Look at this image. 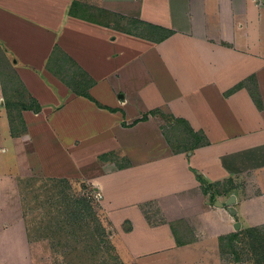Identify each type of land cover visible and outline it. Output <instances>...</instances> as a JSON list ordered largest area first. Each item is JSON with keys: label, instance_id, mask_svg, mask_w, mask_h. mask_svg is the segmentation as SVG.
I'll return each mask as SVG.
<instances>
[{"label": "crops", "instance_id": "1", "mask_svg": "<svg viewBox=\"0 0 264 264\" xmlns=\"http://www.w3.org/2000/svg\"><path fill=\"white\" fill-rule=\"evenodd\" d=\"M73 6L70 0H2L0 27L5 37L1 40L8 42L22 64L14 68L18 81L44 111L53 110L49 99L54 94L42 74L63 96L61 113L52 114L53 118L69 108L75 120L95 117L99 135L118 139L115 130L121 133L122 155L132 168L105 170L101 180L123 173V183L133 186V199L123 205L125 214H136L128 216L131 233L123 238L133 258L131 264H137L139 257L167 255L191 246L190 240L181 237L186 245L177 244L171 223L151 225L137 213L139 205L153 201L152 192L161 203V197H156L159 186L142 183L138 187L129 181L137 167L143 169L135 178L157 175V170L171 172L162 186L170 187L169 196L190 187L201 190L197 171L208 184L219 183V187L231 179L235 193L238 177L245 174L249 190L259 191V196L248 201L264 199V0H101L98 8L88 7L104 18L119 15L164 31L157 36L155 31L144 33L145 37L122 28L116 32L111 21L84 19ZM165 32L171 34L159 39ZM55 50L58 55L54 57ZM52 63L61 79L62 75L78 77L75 68L82 71L88 89L73 91L51 73ZM251 78L262 100L260 109L246 88L226 97L234 86ZM86 111L92 117H86ZM168 119L185 121L195 133L204 134L208 145L189 156L175 152L164 135L163 127L172 125L166 124ZM161 160L164 168L156 169L155 162ZM221 197L216 195V203L223 204ZM216 203V210L209 202L205 208L197 207L195 216L185 222L208 225L207 215L214 214L223 221L230 217L233 223L234 215Z\"/></svg>", "mask_w": 264, "mask_h": 264}, {"label": "rangeland", "instance_id": "2", "mask_svg": "<svg viewBox=\"0 0 264 264\" xmlns=\"http://www.w3.org/2000/svg\"><path fill=\"white\" fill-rule=\"evenodd\" d=\"M70 1H74L73 7L79 5L80 9L77 10L80 13L83 10L88 12L85 17L91 19L94 16L102 23L111 21L116 32L127 28L135 35L143 31L150 33L146 32L150 30L148 27L136 30L131 18L119 15L97 17L99 15L89 8H98L101 0ZM2 31L0 27V264H131L133 258L123 238L131 233L128 216L136 214H125L123 205L130 204L129 199H133V186L123 183L122 178L125 177L122 172L108 181L101 180L105 170L107 173L111 169L132 168L129 160L122 155L124 151L119 142L121 133L115 130L119 140L112 135H99L96 132L97 120L90 118L92 112L88 111L85 113L90 118L88 121L75 120L69 108L59 118H53L52 114L61 113L64 98L42 74L41 79L54 94L49 99L53 110L44 111V107L18 81L14 68L22 64L14 56L8 42L1 40L5 37ZM154 35L159 34L155 32ZM53 55H58L56 50ZM55 65L50 64L51 73L73 91L79 93L88 89L89 84L82 71L75 68L78 77L74 75L70 79L62 75L61 79ZM245 88L251 97V92L256 93L262 107L258 88L254 87L252 79L234 86L231 91L235 90L226 93V97ZM38 106L40 110H36ZM79 113L82 116V112ZM167 123L172 125L163 127L164 135L172 150L187 149L182 153L189 156L194 151L189 149L199 140L190 137L187 127L174 120L168 119ZM78 124L80 127L75 126ZM164 160L155 162L156 169L164 168ZM134 161L137 163L140 160L137 158ZM140 169L143 167L132 171L129 175L132 180L129 181L138 187L143 186L142 183L159 186L157 193L160 194L156 197H161L158 200L161 203L154 200L155 194L152 192L153 201L139 205L137 213L143 215L151 225L171 223L177 238L190 240L191 246L168 252L167 255L139 257L137 264H255L246 261L249 256L243 239L237 243L238 249L247 253L241 262H235L234 256L220 249L221 238L227 239L233 233L264 227V199L254 203L248 201L253 196H259L258 190H249L248 176L244 174L238 177L236 193L231 192L229 197L223 193L220 195L225 209L229 211L230 206H226V203L232 195L237 194V204L233 208H236L239 218L234 216L232 223L230 217L223 221L212 214L207 215L210 224L196 223L191 227L184 219L194 217L197 207L205 208L209 202V206L216 210L214 204L217 198L211 200L212 192L205 187L201 190L190 187L187 192L178 191L176 195L169 196L172 191L170 187L162 186L168 183L167 179L170 180L171 172L169 174L164 170L160 173L157 170V175L143 177L140 173L139 178H135L142 172ZM163 193L167 197L162 198ZM237 223L239 228L236 227Z\"/></svg>", "mask_w": 264, "mask_h": 264}, {"label": "trees", "instance_id": "3", "mask_svg": "<svg viewBox=\"0 0 264 264\" xmlns=\"http://www.w3.org/2000/svg\"><path fill=\"white\" fill-rule=\"evenodd\" d=\"M76 5H77V3H76ZM79 12H80V10H79ZM82 14L83 15H81V16L84 17V19L90 20L91 22H95V23L96 22H101V21L95 19V17L92 16V15H91L92 16L91 19L89 17H85L88 14L87 11L83 10ZM97 17L100 18V16H97ZM131 22H132V24L134 26H136V30H139L140 27H143V28L148 27L150 30H146V32L150 31V33H151L152 31H155V32H157L159 34L160 31H163L160 28H157V27L155 28V27H153L151 25H148V24L136 21V20H132ZM107 25L109 26L110 24L108 23ZM122 29L124 30V32H126L128 34L135 35L131 31V29H126V28H122ZM160 33H162V32H160ZM143 34H144V31L141 32V34H136V36L145 37V36H143ZM145 34H147V33H145ZM170 34L171 33L167 32L165 35L161 36L159 39L163 40L164 38H166ZM161 40H159V41H161ZM234 90H232V91H234ZM251 94H252V98L254 99V101H256V104L258 105V107L261 108V103H260L259 98L257 99L256 93L255 92H251ZM82 96L94 101L98 106L102 107V105H100L98 102H96L91 96H89L87 94H83ZM40 108L41 107L38 106V108H36V110H40ZM142 119L144 121L147 120V116L143 117ZM176 122L179 125H183L185 128L187 127L186 129L188 130V133H189L190 137H192L194 139L197 138L199 140L197 142V144L192 145V147L189 149V151H193V150H195V149H197L199 147L208 145V141L206 140L205 136H203L202 133H195L193 130H191V128L187 125V123L185 121L181 120V119L180 120L179 119L175 120V123ZM167 141H168V139H167ZM186 150L187 149H184L181 152H186ZM174 151L175 152H180L179 150H174ZM194 173H195V176H196L197 180L201 183V185L203 187H205V189L208 192L209 191L212 192L211 197H210L211 200H213L216 197V195H218V194L221 195L222 193H224L225 195H229V193L232 190V187H231L232 180L231 179L228 180V182H226L222 187H219L221 184H219V183L208 184L203 179L201 174H199L197 171H194ZM242 239L244 241L243 243L246 244V246H247L245 251L248 253L249 258H251V261H250L249 258L246 261H248L249 263L252 262V263H255V264H264V227H262V228H252V229H247V230H245L243 232L240 231V232H237V233H233L227 239L221 238L220 249L224 250L226 254H231L232 256H234L235 262H241L242 261V257L247 254L245 251H242V250L238 249V247H237V243H240V240H242ZM176 242H177V244L179 246L186 245L180 239H178L177 236H176Z\"/></svg>", "mask_w": 264, "mask_h": 264}, {"label": "water", "instance_id": "4", "mask_svg": "<svg viewBox=\"0 0 264 264\" xmlns=\"http://www.w3.org/2000/svg\"><path fill=\"white\" fill-rule=\"evenodd\" d=\"M235 203H236V197H235V195H232V196L230 197V199L227 201L226 206H230V208H229L230 213H231L232 215L236 216V219H237V218H238L237 215H236L237 212H236L235 208H233V205H234ZM216 204L219 205L220 207L225 206L224 204H222V203H220V202H218V203H216ZM236 227L239 228V223L236 224Z\"/></svg>", "mask_w": 264, "mask_h": 264}]
</instances>
